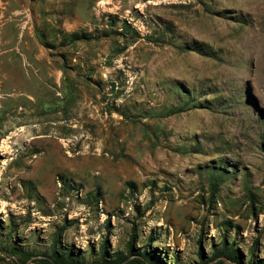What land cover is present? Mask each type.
Wrapping results in <instances>:
<instances>
[{"label": "rangeland", "instance_id": "1", "mask_svg": "<svg viewBox=\"0 0 264 264\" xmlns=\"http://www.w3.org/2000/svg\"><path fill=\"white\" fill-rule=\"evenodd\" d=\"M30 1V57L64 72L42 87L19 66L33 99L0 104V264H48L55 242L78 264H238L209 261L224 239L264 264V0ZM5 2L0 58L19 62Z\"/></svg>", "mask_w": 264, "mask_h": 264}, {"label": "crops", "instance_id": "2", "mask_svg": "<svg viewBox=\"0 0 264 264\" xmlns=\"http://www.w3.org/2000/svg\"><path fill=\"white\" fill-rule=\"evenodd\" d=\"M58 3L57 5L60 6L61 8L64 7V0H60L61 3H59V0H57ZM35 4L36 6H38L37 1H30V0H12L9 3L6 4L5 2V6H3V9H6L8 7V5H14L16 6L13 10V13H15V17L13 18L14 20H12L11 22H15L16 19H18V22H16V29L19 26L20 27V32L19 35L20 37L23 39V46L22 43H18L17 41V50L21 52L22 55V59L18 62V61H12L11 57H5V55L3 57L0 58V83L2 85V87H0V104L2 103H7L8 102V98H16L17 92L20 94H23L25 97H27L29 100L33 99V96L31 94H29V92H24V91H19L17 88H15L14 86H10V83H18L20 80L21 75L18 74L19 73V66H22L24 68V70H26L28 73H30L29 75L31 76V74L33 73L35 75V78H38L39 82L37 84V86H46V85H51L52 83L49 82V80L52 81H61L62 77H63V67H62V63H56L55 60L52 57H43V56H35L34 58L30 57V44L33 43L34 41L31 40L29 41V39H25L24 40V34L22 32V30L24 31L25 29L22 28L23 23H21L20 20V16L23 14V11L28 9L31 11V4ZM51 4L53 5V0H49V2H47V6H51ZM24 8V9H23ZM2 10V9H1ZM46 11L47 8H46ZM1 13H3V11H1ZM9 22V23H11ZM28 24V23H27ZM24 50L21 51L20 47ZM24 47V48H23ZM8 50H5L4 52H6ZM55 64L57 66H55ZM21 71V70H20ZM29 76V77H30ZM28 77V78H29ZM2 88L4 89L2 91ZM11 102V101H10ZM15 103V102H14Z\"/></svg>", "mask_w": 264, "mask_h": 264}, {"label": "trees", "instance_id": "3", "mask_svg": "<svg viewBox=\"0 0 264 264\" xmlns=\"http://www.w3.org/2000/svg\"><path fill=\"white\" fill-rule=\"evenodd\" d=\"M111 17V22L113 24H116L118 21V18L116 16H110ZM135 36H139L138 32H135ZM92 38V34L88 33V32H71L69 34H67V41L69 43H74L76 41L79 40H90ZM136 39V38H134ZM124 49V48H122ZM189 104L186 102L183 107H177L175 109L170 110V114H174V113H178V112H182L184 111L186 108H188ZM197 107V106H196ZM264 149V148H263ZM211 170H209L210 172V198L211 200L216 199L218 192L220 190L221 184L224 180V175H226L227 173L225 172V169L222 167V163L219 166H213L210 168ZM250 199L252 200V202H254L255 200V195L250 192ZM59 235V234H58ZM135 236H132V240L130 241V245L129 247L132 248L133 246V240H134ZM57 241V240H56ZM255 244H258V240L255 242ZM147 247H149V244H147ZM256 247V246H255ZM254 248H252L251 250V254L252 256L254 255ZM4 248L2 246H0V249ZM105 248V247H104ZM10 252L15 255L16 257H19V259H21L22 261H25L27 259H29L31 256H33V253L31 252H24L22 250H18V249H12L10 250ZM200 256L202 259L205 258V254L203 252V250H201L199 252ZM46 255L49 256V260H45L42 259V262L48 263V264H78L77 261H75L73 258H71L70 256H67L65 254H63L62 252L56 250V242L54 245V250L50 251V252H46ZM141 255V258H136L134 261L136 262H140V263H146V264H167L166 262H162L157 260L156 258H154V256H152V254H150L147 250L144 251ZM106 256H107V252L105 250H103L102 252V261L101 263L106 261ZM227 258L230 260L235 261L238 264H243V257L242 254L240 253V251H238L233 244H229L226 242V239H224L223 244L220 248L216 249L212 252L211 256L209 257V261L217 259V258ZM255 259V257L253 258ZM121 260H123V257L118 259V260H114V263L117 264L118 262H120ZM254 263V260H252V264Z\"/></svg>", "mask_w": 264, "mask_h": 264}]
</instances>
